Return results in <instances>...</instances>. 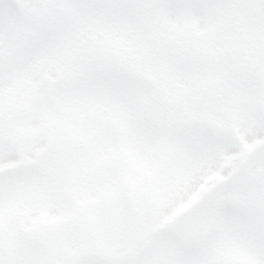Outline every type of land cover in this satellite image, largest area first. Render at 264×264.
<instances>
[{"label": "snow or ice", "instance_id": "obj_1", "mask_svg": "<svg viewBox=\"0 0 264 264\" xmlns=\"http://www.w3.org/2000/svg\"><path fill=\"white\" fill-rule=\"evenodd\" d=\"M0 264H264V0H0Z\"/></svg>", "mask_w": 264, "mask_h": 264}]
</instances>
